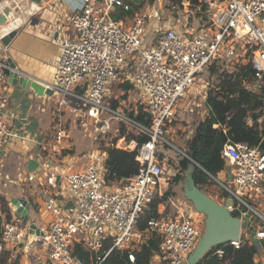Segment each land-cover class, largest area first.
<instances>
[{
	"label": "built area",
	"instance_id": "built-area-1",
	"mask_svg": "<svg viewBox=\"0 0 264 264\" xmlns=\"http://www.w3.org/2000/svg\"><path fill=\"white\" fill-rule=\"evenodd\" d=\"M201 5L205 7L208 22L200 31L182 30L179 25L161 29L158 26L151 45H144V39L152 13H137L125 25L124 20L113 14L119 8L130 9L123 0H79L65 16L73 34L62 42L50 86L53 93L61 95L59 106L75 99L87 108L89 117L99 120L102 113H110L121 123L136 126L150 139L140 146L135 140H117L118 148L136 152L139 163L137 174L118 185L106 184L105 158L99 152V155H88L87 164L58 179L73 201L71 213L63 209L55 194L39 192L43 199L41 209L50 218L46 226L37 228L38 234L32 230V241L47 253L52 264H80L71 254L75 243L99 251L109 241L110 247L105 253L108 255L112 250L133 251L144 242L143 232L135 228L137 221L148 204L164 194L157 143L162 139L164 127L175 118L179 100L197 93V77L204 69L213 63L233 66L249 61L256 78L249 89L259 90L264 75V0H203ZM127 65L131 70L125 72ZM7 69L5 61L0 59L2 142L16 137L9 132L4 117L8 103L3 92ZM115 82L133 86V109L142 107L150 127L105 106V97ZM79 88L85 89L83 95L76 91ZM199 97L205 103V93ZM108 129V121H103L97 130L104 134ZM62 136L58 131L57 141ZM221 153L234 168L232 189L224 186L232 201L227 209L231 213L239 212L240 217L248 210L264 222V216L248 202L251 198L264 197V155L258 148L242 143L226 144ZM33 178L28 177L31 181ZM173 206L172 217L151 220L147 225L146 231H155L161 237L158 253L152 259L154 264V261L184 264L200 236L199 223L178 202ZM27 230L18 215L3 222L0 253L5 246L25 240ZM263 238L264 233L259 234V239ZM240 241L231 245L237 249ZM214 255L221 258L223 250H215ZM129 261H134L132 254Z\"/></svg>",
	"mask_w": 264,
	"mask_h": 264
},
{
	"label": "crops",
	"instance_id": "crops-1",
	"mask_svg": "<svg viewBox=\"0 0 264 264\" xmlns=\"http://www.w3.org/2000/svg\"><path fill=\"white\" fill-rule=\"evenodd\" d=\"M78 2L79 0H40L39 3L30 0H0V3H8L13 11L10 21L0 28V37L9 31H17L10 45L0 53V59L8 66L3 84V92L8 101L4 117L9 132L16 136L0 144V151L3 153L0 155V202H3V205L0 204V224L10 220L6 216L11 218L17 215L9 207L12 199L22 198L27 202L28 220L22 218V222L28 229V235L21 243L5 246L12 251L14 257L19 256V264H52L47 253L32 241L33 231L30 227L37 229L46 226L50 218L41 209L43 199L39 192L55 194L64 207L71 199L65 185L58 179L80 168L76 165L77 159L81 161L79 157L73 153L72 156L70 153L59 155V151L65 147L52 141L51 132L55 129V122L65 110L64 106H59L61 95H37L31 87H27L31 81L51 86L62 42L73 34L65 16ZM7 59H11L15 70L9 68ZM76 91L83 95L85 89L79 88ZM72 103L82 104L69 99L67 105ZM200 105L201 119L208 109L204 102L200 101ZM99 153L104 159L105 155ZM30 161L36 163L32 171L28 170ZM229 167H232L230 163L224 170L225 173L231 171ZM29 176H34L32 181L28 179ZM174 202L175 200L170 202L169 199V210L160 219H168L175 214ZM255 203H251V206L264 216V211L258 209L259 206H255ZM164 211L165 206L160 205L158 212L162 215ZM252 225L255 228L253 234L261 230L260 222ZM246 231L243 230L242 236L247 240ZM260 244V254L255 256L256 264H264V238L260 239ZM150 264H154L152 260Z\"/></svg>",
	"mask_w": 264,
	"mask_h": 264
},
{
	"label": "trees",
	"instance_id": "trees-1",
	"mask_svg": "<svg viewBox=\"0 0 264 264\" xmlns=\"http://www.w3.org/2000/svg\"><path fill=\"white\" fill-rule=\"evenodd\" d=\"M123 1L130 5V9L124 11L119 8L113 13L117 19L122 20L130 19L140 13L145 4H154V0ZM178 1L182 2V0ZM187 1L193 5L199 2V0ZM202 9H205L204 6ZM247 56L250 54L248 53ZM222 66L224 65L213 63L206 68L208 84L205 92V106L208 111L196 122L185 143V156L177 165V169L184 173L192 163L196 164L193 178L200 190L209 183L208 175L215 177L227 168V160L221 153L226 144H246L258 148L264 155V75L260 81L259 90L254 92L249 89V86L256 82L255 70L249 61L245 64L225 66L229 69ZM130 70L131 67L127 65L125 72ZM118 88L124 93L118 100L109 99V106L113 110H117L120 107L119 103L126 100L133 90V86L128 82L120 83ZM124 114L135 123L150 127V121L142 107H138L136 111L132 108ZM127 127V124L120 123L118 135L109 143L102 142L100 147L105 155L104 179L108 185H118L124 179L136 175L139 169L136 152L118 148L117 140L120 138H124L126 142L135 140L140 146L150 139L136 126H131V131H128ZM157 157L160 161L163 159L162 155H157ZM169 164H172V161ZM178 176L169 182L168 189L161 197L155 198L148 204L138 219L135 228L143 232L145 236L139 248L133 251L112 250L106 255L110 247L109 241H106L99 251L90 250L82 243H75L71 248L73 258L80 264H97L102 258L104 260L100 264H150L158 253L161 237L155 231H146L147 225L151 220L166 216L169 210V199L173 195L172 188L180 181ZM223 194L225 198L229 197L226 191ZM160 205L165 206L162 215L158 212ZM232 214L240 217L239 212ZM6 219L9 220L10 216H6ZM217 249L223 250L221 258L214 255ZM129 254L134 256L133 262L129 261ZM258 254L260 250L253 244V241L246 240L242 236L239 248L236 249L231 244L220 245L207 253L198 264H256L255 256ZM0 264H19V256L14 257L12 251L4 247L0 253Z\"/></svg>",
	"mask_w": 264,
	"mask_h": 264
},
{
	"label": "rangeland",
	"instance_id": "rangeland-1",
	"mask_svg": "<svg viewBox=\"0 0 264 264\" xmlns=\"http://www.w3.org/2000/svg\"><path fill=\"white\" fill-rule=\"evenodd\" d=\"M202 2L203 0H199L197 5H193L187 0H182L181 3L178 0L175 2L174 0H154L153 5L145 4L140 12L147 11L148 13H152V18L148 20L146 26L144 45H151L153 43L152 37L154 35V30L158 26L161 29L166 26L172 27L174 25H179L182 30L200 31L203 28L202 26L208 22L205 10L202 9ZM132 18L133 17L124 20V24H130ZM223 65V68L229 69L225 67V64ZM207 80L208 72L204 69L197 77L195 86L197 93L192 92L187 94L185 98L179 100L176 106L177 112L175 118L164 127L163 134L161 135L162 139L158 141L156 147L157 155L163 156L161 160L163 167V193L168 189L169 182H172V180L179 175L180 181L172 188L173 195L170 197V202L174 200L178 202L180 207L199 223L200 236L203 231V225L201 226V224L204 222V218L201 214L197 213L192 204L185 199L182 191V181L185 174L177 169V165L185 156V143L191 135L196 122L200 119L199 112L201 111V105L199 95L202 92H206ZM120 83L121 82H117L113 85L110 92L105 97L104 104L106 107L109 105V99L118 100L120 95L124 93L118 88ZM133 103V93L131 92L126 100L119 103L120 107H118L117 112L123 114L124 112L127 113L134 107ZM67 107L68 109H66ZM64 109L61 116L57 118V122H55V129L51 132L52 141L54 140V143L60 144L58 145L60 147H65L59 151V155L70 153V156H72L71 154L73 153L79 157L81 161L77 159L76 165L77 167H81L82 164H87V162H89L88 155H99L98 152L102 153L100 149L102 142L109 143L118 135V128L121 122L110 113H102L99 120L91 118L87 115V108L83 104L74 105V103H72L70 105H65ZM103 121H108L109 123V129L106 130L104 134L97 130L98 128L100 129ZM130 129H132L131 126H128L127 130L131 131ZM57 130L63 132V138L60 141L56 140ZM1 143L2 141H0V144ZM170 161H172V164H169ZM227 166H229L228 162ZM229 169H231L232 172L234 170L233 167H229ZM224 186L232 189L231 180L227 179L226 173L223 171L215 176V181L209 178V183L203 186L202 190L208 193V196L213 198L216 202L221 204L227 199L223 196V192H225ZM248 202H256L255 206H259L258 209L264 211V197H260L259 199L251 198ZM0 204L3 205V202L1 201ZM259 222L260 220L257 224ZM246 233L247 240H252V232L249 233L246 231Z\"/></svg>",
	"mask_w": 264,
	"mask_h": 264
},
{
	"label": "water",
	"instance_id": "water-1",
	"mask_svg": "<svg viewBox=\"0 0 264 264\" xmlns=\"http://www.w3.org/2000/svg\"><path fill=\"white\" fill-rule=\"evenodd\" d=\"M30 1L35 3L40 2V0ZM12 14V8L8 3H0V28L4 27L10 21ZM16 34L17 31L12 30L0 37V53L3 48H7L10 45ZM7 63L9 64V68L11 70H15V65L12 63L11 59H7ZM27 87H31L37 95H51L53 93L50 87L40 84L37 81L29 82ZM2 154V151H0V155ZM35 166L36 163L30 161L28 170L32 171ZM195 168L196 164L192 163L184 172L185 177L182 181V191L185 199L192 204L194 210L204 217L203 231L193 251L190 253L184 264H198L203 257L215 247L223 244L239 243L244 229L249 233L252 232L253 244L257 246L258 250H261L259 234L264 233V222L260 221L261 230L253 234V232H255V228L252 223L256 224L259 219L255 218L250 211L245 213L244 216L235 217L227 209V206L232 203L230 198H227L224 203L219 204L213 198L200 190L193 178ZM208 176L215 181L214 176ZM226 176L228 180H231V171H226ZM9 207L25 221L28 220L27 211L29 210V205L25 200L22 198L12 199ZM73 207V201L70 200L65 203L63 209L68 213H71ZM30 229L34 230L36 234H38V229H34L33 227H30Z\"/></svg>",
	"mask_w": 264,
	"mask_h": 264
}]
</instances>
